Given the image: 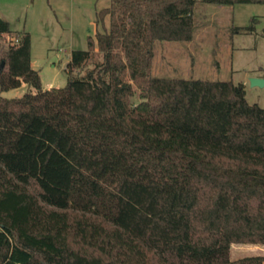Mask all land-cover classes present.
Wrapping results in <instances>:
<instances>
[{"label": "trees", "instance_id": "16d2710c", "mask_svg": "<svg viewBox=\"0 0 264 264\" xmlns=\"http://www.w3.org/2000/svg\"><path fill=\"white\" fill-rule=\"evenodd\" d=\"M109 2L87 52L96 110L74 105L70 67L43 90L31 34L0 16L1 91L36 89L0 97V264H264L231 259L264 245V108L242 83L152 74L197 5L264 0Z\"/></svg>", "mask_w": 264, "mask_h": 264}, {"label": "rangeland", "instance_id": "374dc122", "mask_svg": "<svg viewBox=\"0 0 264 264\" xmlns=\"http://www.w3.org/2000/svg\"><path fill=\"white\" fill-rule=\"evenodd\" d=\"M109 0H0V14L12 29L32 38L31 65L41 76L42 89L62 88L69 68L75 79L76 107H101L94 95L90 71L101 60L97 48L88 58L89 39L109 28V16H99ZM195 35L189 42L160 41L154 48L152 74L159 78L207 79L242 83L250 104L264 108V87L251 79H264V3L217 6L199 4L195 9ZM6 47L8 36H1ZM82 51L81 57L73 52ZM66 63V61H68ZM36 89L28 84L2 92L12 99ZM264 256V245L233 244L231 259Z\"/></svg>", "mask_w": 264, "mask_h": 264}, {"label": "water", "instance_id": "95a60500", "mask_svg": "<svg viewBox=\"0 0 264 264\" xmlns=\"http://www.w3.org/2000/svg\"><path fill=\"white\" fill-rule=\"evenodd\" d=\"M3 66V64H2ZM252 86L264 87V79L253 78L251 79Z\"/></svg>", "mask_w": 264, "mask_h": 264}, {"label": "crops", "instance_id": "0c3cea01", "mask_svg": "<svg viewBox=\"0 0 264 264\" xmlns=\"http://www.w3.org/2000/svg\"><path fill=\"white\" fill-rule=\"evenodd\" d=\"M0 16H1L2 18H4L5 20H7V19H6L5 17H3L1 14H0ZM7 21H8V20H7ZM13 30H14V29H13ZM67 62H69V60L66 61V63H67Z\"/></svg>", "mask_w": 264, "mask_h": 264}]
</instances>
